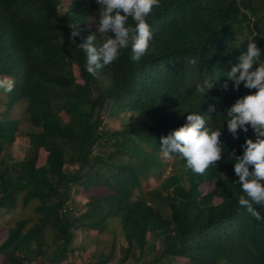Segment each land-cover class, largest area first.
Here are the masks:
<instances>
[{
    "label": "trees",
    "instance_id": "16d2710c",
    "mask_svg": "<svg viewBox=\"0 0 264 264\" xmlns=\"http://www.w3.org/2000/svg\"><path fill=\"white\" fill-rule=\"evenodd\" d=\"M98 9L96 0H0V78L15 81L0 90V212L23 208L0 228V264H76V251L86 264H264V220L239 207L229 159L257 133L249 126L234 139L223 114L255 91H233L226 73L244 40L264 60V0H160L147 17L149 53L132 61L129 45L92 76L79 44L96 32ZM111 34L96 32V45ZM209 76L216 87L197 95ZM191 112L221 127L225 145L203 175L159 148ZM18 132L28 150L16 159Z\"/></svg>",
    "mask_w": 264,
    "mask_h": 264
},
{
    "label": "clouds",
    "instance_id": "9594fccd",
    "mask_svg": "<svg viewBox=\"0 0 264 264\" xmlns=\"http://www.w3.org/2000/svg\"><path fill=\"white\" fill-rule=\"evenodd\" d=\"M96 3L99 5L96 32L112 34L99 46L95 43L96 32L79 44L86 53V71L92 76L116 61L121 50L129 45L132 61L139 62L149 53L153 32L147 17L154 7L159 6L160 0H96ZM129 19L134 22L133 26L128 25ZM69 27L70 42L75 43L80 33L76 24ZM238 59L239 62L226 73L232 81L233 91H238L241 84L255 91L237 98L223 113L226 116L224 121L234 139H238L241 132L246 133L249 126L257 133V138L253 141L245 137L241 145L242 154L236 155L233 151L229 159L234 160V173L238 177L233 183L238 184L243 193L238 198L239 207L260 221L264 220L257 210V206L264 207V60H261V50L255 41H248L246 52H242ZM189 63L195 65L198 60L192 58ZM215 81L216 78L205 77L196 84V94L205 97L209 90L216 87ZM14 86L12 78H0V90L10 93ZM222 87L227 90V82ZM209 111H216L215 106H210ZM221 136V127L211 129L206 126L204 115L191 112L184 125L160 137L159 148L165 158L178 156L186 161V167L192 172L203 175L222 159L225 145Z\"/></svg>",
    "mask_w": 264,
    "mask_h": 264
},
{
    "label": "rangeland",
    "instance_id": "374dc122",
    "mask_svg": "<svg viewBox=\"0 0 264 264\" xmlns=\"http://www.w3.org/2000/svg\"><path fill=\"white\" fill-rule=\"evenodd\" d=\"M248 41L249 40H244L243 42H242V45H247L248 44ZM107 108H108V102H107V104H106V106H105V109L103 110V114L105 115L106 113H107ZM109 128H113L112 127V125H110L109 126ZM27 138L25 137V135L23 134V133H21V132H18L17 134H16V140H15V142L12 144V146H11V156L12 157H14V158H16V159H19V158H22L23 156H24V154L27 152V150H28V145H27ZM161 156L163 157V159L164 160H168L169 158H165L164 156H163V154H161ZM44 158H45V152L43 151V150H40L39 151V164H42L43 163V161H44ZM71 169V167L70 166H67L66 167V171H68V170H70ZM171 168H170V166L167 168V170H166V175H167V173L169 172V170H170ZM147 182V181H146ZM149 182V181H148ZM147 182V183H148ZM136 194H137V192H136ZM76 198H77V202H80L81 201V199L79 198V197H77L76 196ZM34 202H32L31 204H33ZM29 206H31V205H29ZM29 206H28V208H26V210L27 211H31V209L29 208ZM25 208V207H24ZM23 208H22V206L20 205L17 209H15V210H9V211H5V212H0V228L4 225V223L9 219V218H11V217H14L13 219L15 220V219H17V218H19V217H21L22 215H20L18 212L20 211V210H22ZM30 223H31V221H30ZM105 237V235L103 236L102 234H100L99 236H98V238H104ZM70 259H72V260H74V262L76 263V264H86V260H88L87 259V257H85V255L82 253H79V252H74L72 255H70ZM115 261V259H113L112 260V262H114ZM127 264H129V263H127Z\"/></svg>",
    "mask_w": 264,
    "mask_h": 264
}]
</instances>
